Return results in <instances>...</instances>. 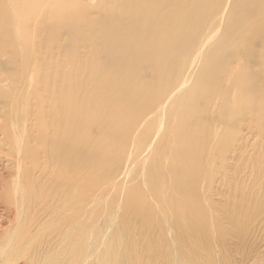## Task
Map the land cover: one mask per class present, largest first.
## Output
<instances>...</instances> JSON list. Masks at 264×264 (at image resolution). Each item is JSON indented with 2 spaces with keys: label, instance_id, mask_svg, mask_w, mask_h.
Here are the masks:
<instances>
[{
  "label": "bare ground",
  "instance_id": "obj_1",
  "mask_svg": "<svg viewBox=\"0 0 264 264\" xmlns=\"http://www.w3.org/2000/svg\"><path fill=\"white\" fill-rule=\"evenodd\" d=\"M263 147L264 0H0V264L225 260L258 214H210L201 178L251 148L259 182ZM113 162L143 186L82 214Z\"/></svg>",
  "mask_w": 264,
  "mask_h": 264
},
{
  "label": "rangeland",
  "instance_id": "obj_2",
  "mask_svg": "<svg viewBox=\"0 0 264 264\" xmlns=\"http://www.w3.org/2000/svg\"><path fill=\"white\" fill-rule=\"evenodd\" d=\"M188 1H190V0H188ZM92 3L93 2H90V5L87 9L88 10L87 15L90 16L91 19L98 20L97 25H96L97 29L108 31V30L112 29L113 27H115V24H110V23L106 24V23L101 21L102 17L99 15V11H100L99 7H97V5H94ZM87 10H84V11H87ZM83 29H86V28H82V30ZM159 30H161V28ZM148 47H151V44H148ZM89 49L99 51L101 49V46L93 44L89 47ZM90 59L93 60V58H90ZM95 59L99 63L109 64L108 59L104 56H98ZM129 77H131V76L129 75ZM258 152L259 151L254 150V149L251 150V148H250L244 154L245 160L242 161V163L239 162L238 164L233 162V161H230L232 159L230 157H228L227 158L228 160L226 159L224 162L227 180L220 178V176H218V175H211L210 176L207 174L203 178H201L202 184L199 185V196L202 199L201 205H202V207H204L205 209H208V210L210 209L209 208V206H210L211 207V209L209 210L210 214H223L225 211V208L232 209L233 206H237L236 208L233 207V208L237 209L236 214H240V212H242V210H243L242 214H258L257 217L252 219V222H253L252 225L254 224L252 226V229H253L252 231H254V232H252V238H246V241L238 244L236 248L229 246V243L231 242L230 240H225V242L227 244L226 245V247H227V251H226L227 252V258H225V260H221L218 257V260H216L218 262L215 261L213 264H217V263L218 264H264V222H261V221H264V215H263V213H264V198H262V197H264V193H263L264 192V173L262 174V176L260 178V181H259L260 183L254 182V173L259 168L262 169L261 165L258 168V165L261 164V162H259V160L263 159V158H261V156H260L261 159L259 157H258L259 159H257V156H259V155H257ZM263 153H264V147H263ZM251 155H252V160L249 159ZM250 162H251L253 167L251 166ZM246 163H247L248 167H247ZM236 164L239 166L240 169L238 170V173L236 175V179L234 180L235 176L233 175V171H234V165L236 166ZM127 165L128 166L126 167V166H124V164L122 162H119V163L113 162V164H111L110 168L107 169L108 171L105 170V171H107V173L104 172V173L96 175V180H95L96 191H94L93 200H92L91 204L89 205V207H88L89 209L87 212H85V209H86L85 204L80 205V207L82 209L81 210L82 214H126L125 209H124V194L126 191V187L136 188L138 186H141V184L143 186L142 182L145 179L143 177L144 173H141V171L142 172L144 171L146 173V170H143L140 167H137V166L134 167L131 164H127ZM262 167L264 168L263 165H262ZM247 169H248V172L246 171ZM125 170L126 171L128 170L127 171L128 173ZM123 171H124V173H123ZM112 172H113L114 176L111 178L110 175L112 174ZM125 172H126V174H125ZM263 172H264V170H263ZM250 173H252V181H250L251 180ZM244 174H245V176H244ZM108 176H109V178H108ZM121 176H123V177H121ZM232 177H233V179H232ZM239 178H240V180H239ZM203 179H204V181L206 179L207 180L204 182ZM211 180H212V182H211ZM218 180H219V182H218ZM261 180L263 182H261ZM116 181H118V182H116ZM115 182H116V184H115ZM237 182L239 183V185H237ZM113 183L115 184V186ZM258 183H259V185H258ZM107 184H109L108 187H107ZM123 185H125L126 187L124 188ZM110 186H112V187L110 188ZM208 186L210 188L209 190H208ZM201 187H203V188H201ZM111 189H112V192H111ZM143 189L145 192L148 191L147 186H144ZM258 190L260 191V193ZM244 191H246V192H244ZM251 191H252V193H254L253 194L254 197L251 196L252 195ZM235 193H237V194H235ZM228 195H230L229 197L231 199L228 197ZM257 196H259V197L257 198ZM207 198H208V200H207ZM234 198H236V199H234ZM244 198H245V200H244ZM250 199H252V200H250ZM204 200H206V201L204 202ZM218 202L221 203V204L219 203L221 206L218 204ZM152 203H155V202L152 201ZM227 205H229V207H227ZM249 206L251 208H249ZM218 209H220L221 212H223V213L219 212L220 210H218ZM246 209H247V211H246ZM258 217H260V218H258ZM254 221L256 223H254ZM259 224H261V226ZM216 254L218 255V252H216Z\"/></svg>",
  "mask_w": 264,
  "mask_h": 264
}]
</instances>
